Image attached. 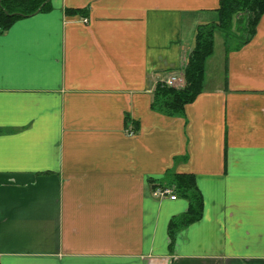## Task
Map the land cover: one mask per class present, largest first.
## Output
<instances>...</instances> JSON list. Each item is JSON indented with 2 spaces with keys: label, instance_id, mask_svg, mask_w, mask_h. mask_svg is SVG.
Returning a JSON list of instances; mask_svg holds the SVG:
<instances>
[{
  "label": "crops",
  "instance_id": "obj_1",
  "mask_svg": "<svg viewBox=\"0 0 264 264\" xmlns=\"http://www.w3.org/2000/svg\"><path fill=\"white\" fill-rule=\"evenodd\" d=\"M220 1L50 0L0 32V264H264V14L183 114L153 107ZM172 174L203 197L175 238Z\"/></svg>",
  "mask_w": 264,
  "mask_h": 264
},
{
  "label": "trees",
  "instance_id": "obj_2",
  "mask_svg": "<svg viewBox=\"0 0 264 264\" xmlns=\"http://www.w3.org/2000/svg\"><path fill=\"white\" fill-rule=\"evenodd\" d=\"M50 9V0H0V32L7 30L20 18ZM72 12L84 13L77 9ZM217 12L216 21L200 24L197 28L195 44L183 69L186 85L176 88L159 84L154 93V108L168 115L183 114L185 106L203 91L206 61L214 52L216 30L219 29L225 33V36H229L243 28L245 35L237 41V44L238 47L246 44L254 36L264 14V0H221ZM159 187H172L176 195L184 196L189 200L188 211L170 221V236L175 238L181 228L201 218L203 197L193 174H172L170 182Z\"/></svg>",
  "mask_w": 264,
  "mask_h": 264
},
{
  "label": "rangeland",
  "instance_id": "obj_3",
  "mask_svg": "<svg viewBox=\"0 0 264 264\" xmlns=\"http://www.w3.org/2000/svg\"><path fill=\"white\" fill-rule=\"evenodd\" d=\"M242 16V14L240 15ZM245 35L243 28H240L236 31L235 34L225 36V33L221 30H216L214 35L215 45L213 54L206 61L207 68V82L208 85L218 84V80H222L225 77L223 69V57L225 54V41L228 45L234 47L237 44V41L240 40ZM183 77L184 86L186 85V79L184 76V70L180 73ZM183 86V87H184Z\"/></svg>",
  "mask_w": 264,
  "mask_h": 264
},
{
  "label": "built area",
  "instance_id": "obj_4",
  "mask_svg": "<svg viewBox=\"0 0 264 264\" xmlns=\"http://www.w3.org/2000/svg\"><path fill=\"white\" fill-rule=\"evenodd\" d=\"M84 21L87 22L88 18H84ZM164 84L171 87L181 88L184 86L183 77L180 75V73H171L164 81ZM129 132L134 133L132 130ZM154 195L159 197L170 196L172 199L177 197L172 187H157L154 189Z\"/></svg>",
  "mask_w": 264,
  "mask_h": 264
}]
</instances>
